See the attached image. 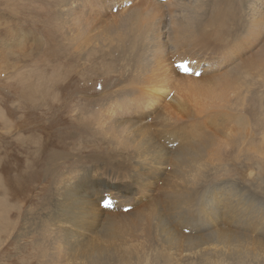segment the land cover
<instances>
[{
  "label": "bare ground",
  "instance_id": "obj_1",
  "mask_svg": "<svg viewBox=\"0 0 264 264\" xmlns=\"http://www.w3.org/2000/svg\"><path fill=\"white\" fill-rule=\"evenodd\" d=\"M29 1L30 8L20 0L15 5L38 41L34 60L42 56L47 63L38 67L35 61L34 74L68 79L82 72L76 62L84 61L99 75L93 86L98 98L89 99L99 104L87 106L82 90L78 104L91 113L76 115L79 123L74 117L55 119L47 137H25L17 124L20 137L4 139V215L7 204L13 212L3 264H125L141 253L167 260L166 250L178 264H264L263 198L227 181L201 200L176 183L187 175L192 179L186 186L196 183L210 170L212 136L200 133L204 118L197 107L204 95L191 86L194 80L211 82L215 100L240 109V122L251 116L244 129L258 123L264 129V97L253 95L264 92V0ZM51 22L52 35L61 33L59 44L48 31L40 34ZM64 36L70 44H63ZM135 42L139 50L130 49ZM230 59L235 62L221 70ZM154 125L161 129L151 133ZM94 127L104 138L97 146L89 139ZM48 155L60 170L53 190L44 192L35 182L52 171L49 162L45 169ZM225 195L236 197L230 208L217 200ZM25 208L32 214L25 213L32 238L17 243L13 250L19 255L8 258V239L18 232ZM11 215L17 219L9 221ZM184 242L185 255L179 252Z\"/></svg>",
  "mask_w": 264,
  "mask_h": 264
},
{
  "label": "rangeland",
  "instance_id": "obj_2",
  "mask_svg": "<svg viewBox=\"0 0 264 264\" xmlns=\"http://www.w3.org/2000/svg\"><path fill=\"white\" fill-rule=\"evenodd\" d=\"M5 3L9 4V6L11 5L12 7L10 6V8L5 9ZM17 3L18 0H0V180H2V183L4 175L1 158L4 150V139L12 142L20 137L21 131H17L15 129L17 124L23 126L22 134L25 137H36V135L47 137L49 132H46V130H48V128L54 123L55 119L63 123V120L66 122L67 117L71 120H74L75 118L79 123L80 121L77 119L76 115L84 113L85 111L86 113L84 114H87V112L91 113L88 109L81 107L82 104H78L82 99V97H80L82 90H86L84 95L86 96L87 103L85 104H88L87 106L93 107L95 104H99L98 102L95 103L89 101V99L94 100L92 98H98L97 95L100 91H95L97 87L93 88V86L96 84V80L99 75H95L90 70L91 67L88 66V63H84V61L76 62L78 65L77 70H82V72L79 74L77 73V75L69 77L68 79L67 77L58 79H43L41 77L43 74H34L33 71L36 70L35 65L38 67H45L47 63L42 56L38 58L35 57L34 60L33 57L36 51L34 50L35 53L32 54V49L36 46L38 41L34 37V32L31 31L32 28L28 27L29 24L26 23L27 20L18 18L20 10L17 8L18 6L16 7L15 5ZM236 3L241 5L240 0H236ZM20 4L23 7L30 8L29 0H20ZM242 6H240V8L243 9ZM117 8L116 10H118ZM112 10L114 9L112 8ZM29 11L30 9H28V12ZM14 21L15 26L12 23ZM53 24L54 22H51L50 25H47L48 29H41L40 34L48 35L45 34V31H48L51 35V39H53L54 42L57 41L59 44L61 43L60 39H62L60 36L61 33L58 31L60 35L58 33V35H52L51 31H53V29L56 30L55 26L51 27ZM4 25L8 26V28H15L16 32L14 31L15 33L11 35L10 33H6V31H4L6 30ZM2 28L3 31H1ZM42 31H44V33H42ZM134 34L135 33H132L131 35ZM263 35L261 36V40H264ZM14 36L16 37L15 40L12 38ZM112 36H114V34H112ZM17 37H19L20 41L23 40L24 42L18 43L16 41ZM134 37L137 39L136 34ZM5 38H10V40L8 39L9 41H5ZM65 39L66 37L64 36V43H62L70 44V41ZM125 39L127 40L129 38ZM118 41L119 37L117 39L114 38L113 44L118 45ZM106 45H108V43H106ZM140 47L141 44L139 42H135L134 47H131L130 49L139 50ZM260 49L261 46L258 51ZM72 50L75 51L73 48ZM80 52L81 50L76 51L77 56ZM99 56L100 55L98 54V56L96 55L95 57L98 59ZM40 58H42L41 63L38 62V59ZM96 58L93 60H97ZM231 60L232 59L226 61L221 70L228 69L235 62ZM35 61L37 62L34 65ZM183 64L186 65V62H183ZM46 71H49V69ZM46 74H44V76ZM99 81L100 80H97L98 83ZM193 85H196L204 95L201 100V105L197 107V109L201 108V110L197 113L204 118V124L201 125L200 133L205 132L212 136L210 144L212 147L210 170H203L206 171V176L202 175L196 183L194 182L186 186L185 182L192 179L189 175H187L184 179L178 178L176 183H178V185H183L187 189H192V193L196 194V197L201 200H205L207 197L208 199L210 198L209 192L213 186H216L220 182L225 183L227 181L235 182L236 189L245 187L251 191L254 197L264 199V191L261 187H264V129L258 122V124L250 127V130L244 129V127H247L252 122V117L246 116V122H240L238 119L240 109H236L230 105L224 106L223 104H220L218 100H215V96L218 92L213 87L211 82L194 80L191 83V86ZM71 90L72 93L69 94L68 91ZM262 90H264V87ZM173 92L175 91H172L171 95ZM27 93H30L31 97H27ZM253 95L257 99H262V97H264V92H256L253 93ZM212 103L218 107L215 109ZM155 110L156 107L154 108V111ZM86 117L87 116H84V118ZM151 120L152 119L150 118V121H148L152 122ZM256 120L257 119L254 118L253 121ZM94 128V132L89 139L92 144L97 146L98 141L99 144H102L101 142L104 141V138L101 140V136L97 132V127L95 129ZM160 129V126L154 125L151 127L150 132L153 133ZM53 130H51V132ZM90 131L91 130L89 129L88 132ZM103 147H106V145L103 144ZM65 153L69 154L70 151H65ZM52 161L53 159L50 155L46 156L45 169L47 168L49 170L50 166L48 165L51 164L52 171L49 173V176L45 175V171L43 174L39 175L38 181L35 182V186L38 190L43 189L45 190L44 192H47V190L49 191V187H51L50 190H53V183L51 181L58 176L60 166L56 164L55 161L52 164ZM259 177H263L262 182L255 181V179ZM35 194H38V192ZM233 197L236 198L233 195H225L217 200H223L230 208L234 205L233 201L235 199ZM3 200V187L1 188L0 181V264H3L2 249L8 237V217L9 214H12L13 212L10 205L7 204V211L9 213L7 214V217H5V203ZM8 201L13 203L11 197H8ZM107 204V201L103 202V206H107ZM25 213L28 216H32L29 208H25L20 215L21 217L18 219L19 230L18 232L13 233L8 239V241L11 242L9 252L10 257L8 258H14L19 255L15 250H13L17 243H30L29 240L32 238L33 228L29 227L31 224L26 221ZM15 219L17 218L11 215L9 221H13ZM186 249L187 244L185 242L179 246V252L183 255L187 254ZM149 256L150 255L148 254L141 253L139 254L138 259L136 258V260L132 262L127 261L125 264H136V261L138 260L141 261L142 264H178L168 260L173 257L172 251L169 250H166L165 259L167 260H162L160 258L150 259ZM180 264L185 263L181 260Z\"/></svg>",
  "mask_w": 264,
  "mask_h": 264
}]
</instances>
